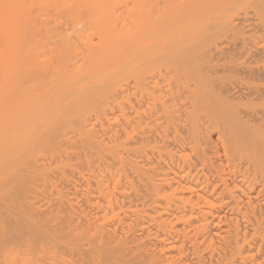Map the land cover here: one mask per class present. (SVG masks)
I'll return each instance as SVG.
<instances>
[{"label": "bare ground", "instance_id": "6f19581e", "mask_svg": "<svg viewBox=\"0 0 264 264\" xmlns=\"http://www.w3.org/2000/svg\"><path fill=\"white\" fill-rule=\"evenodd\" d=\"M0 264H264V0H0Z\"/></svg>", "mask_w": 264, "mask_h": 264}, {"label": "rangeland", "instance_id": "374dc122", "mask_svg": "<svg viewBox=\"0 0 264 264\" xmlns=\"http://www.w3.org/2000/svg\"><path fill=\"white\" fill-rule=\"evenodd\" d=\"M213 128H211V130H210V133H211V131H213L212 133H211V144H210V146L209 147H211L210 148V150L212 151V150H214V151H216L217 149L219 150V153H220V155L222 154H224L223 153V148H226L227 146H229V145H227L226 147H224L223 146V143H224V139L225 138H223V140L219 137V133L217 132V130H215V129H213ZM215 130V131H214ZM220 139L223 141V143H220L221 141H220ZM226 141L225 142H227V139H225ZM216 143V144H215ZM229 143V142H228ZM228 143H226V144H228ZM213 151V152H214ZM224 156V155H223Z\"/></svg>", "mask_w": 264, "mask_h": 264}]
</instances>
